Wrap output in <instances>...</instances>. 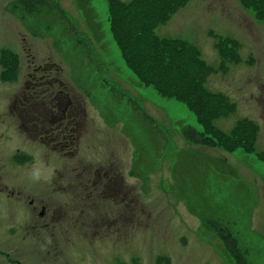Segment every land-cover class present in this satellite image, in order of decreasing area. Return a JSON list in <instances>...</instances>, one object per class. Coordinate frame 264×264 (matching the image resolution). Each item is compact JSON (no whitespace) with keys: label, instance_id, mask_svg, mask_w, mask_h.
<instances>
[{"label":"rangeland","instance_id":"1","mask_svg":"<svg viewBox=\"0 0 264 264\" xmlns=\"http://www.w3.org/2000/svg\"><path fill=\"white\" fill-rule=\"evenodd\" d=\"M134 1L0 0V264H235L213 216L264 264V0ZM132 6L165 57L150 77ZM78 108L59 148L51 119ZM197 123L202 146L181 134Z\"/></svg>","mask_w":264,"mask_h":264},{"label":"trees","instance_id":"2","mask_svg":"<svg viewBox=\"0 0 264 264\" xmlns=\"http://www.w3.org/2000/svg\"><path fill=\"white\" fill-rule=\"evenodd\" d=\"M135 2L136 1L132 2L131 5H133ZM17 4L21 5V7H19V9L22 8V10H24L25 12H27L29 14H33L34 12L39 11L38 9H41V8H46L48 11H49V8H52V7L57 8L56 4H54V2L52 0H18ZM134 8L135 7L132 6L133 13L130 16V19L127 20L128 23L125 25L126 28H124V30H128L132 27H133L132 29L135 30V28L139 26V25H134L132 23L133 20L135 18H137L135 15L137 10H135ZM150 8H145V10L149 9L145 12V15H149V11L153 12V10H151ZM129 10H130V8H129ZM113 19H114L113 17L110 19L112 31H114L112 28ZM142 25L143 26H139L140 31H141V27H143L146 39L148 37V42H149L148 46H151L150 51L142 52V54H144L147 58L149 56H151V58H152V61L150 63H148L147 67L145 68L146 69L145 75L148 76L150 74L148 76V77H150L156 73L157 66L162 65L164 63L165 57H163L160 54V51L155 47V43L153 41L154 36L152 35L151 32H149L150 30L148 27V23L144 21V23ZM120 32H122V31L120 30ZM147 33H148V35H147ZM135 34H136V31H134V36L132 37V39L135 42H137V41H139L140 38ZM147 54H149V56H147ZM163 72H166V71H163ZM167 80L170 83L171 87L175 88L172 85L171 80L169 78ZM39 83H40L39 85H42L46 88H50L51 91L55 92V93H56V88H57L58 89L57 94H62V98L66 94H68L66 85L61 81L56 82L54 80L53 82H48L47 79L45 78V79H39ZM109 91L111 93L113 92V90L111 88ZM183 94H185V93H183ZM177 95H178V97L182 98L185 102H188L187 100L190 101L192 99L191 94L183 96V95L178 93ZM37 99H42V98H40L37 95V97H35L33 100H37ZM26 100H28V99H26ZM26 100L24 101L25 103H26ZM64 100L66 103V108L69 109V106L67 105L69 102H67V99H64ZM34 103H36V101ZM63 104H64V101H63ZM69 110H71V109H69ZM74 112H76V111H74ZM77 113L79 116L78 118H76L74 114H66V115H60L58 117H53V119H51L52 121H54V123H51L52 130H56V134H54L53 132L51 134L56 136V140L59 143L67 144V145L71 144L69 147L74 146V140L76 138L77 133L79 132L78 130H76V127H79L80 124H82V126H83V119H84L83 111L80 108H78ZM50 131L51 130L48 129L49 134H50ZM181 134L187 143H190L193 145H198V146H201L204 144V141H205L204 136L193 127H190V126L183 127L181 129ZM198 159L199 158L196 159L197 162H198ZM136 160H138V158H136ZM130 173H133V170H131ZM133 176H135V175L133 174ZM220 219L221 218H219L218 216H213L212 219L206 218L203 221H204V223L208 222V224H209V225H207L208 228L213 230L214 232H216L219 239L224 244L228 255L231 256V258L233 259V261L236 264H249L247 261V258H246V253L244 252V250H242L240 243L238 242V240H236L234 237H232V235L230 234V232L227 229L222 227V225L219 221ZM211 220H214V221H211Z\"/></svg>","mask_w":264,"mask_h":264}]
</instances>
